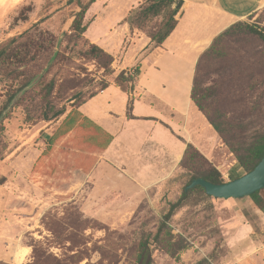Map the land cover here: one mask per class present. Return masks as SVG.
Segmentation results:
<instances>
[{"label": "rangeland", "instance_id": "374dc122", "mask_svg": "<svg viewBox=\"0 0 264 264\" xmlns=\"http://www.w3.org/2000/svg\"><path fill=\"white\" fill-rule=\"evenodd\" d=\"M68 1L0 6V264H137L141 242L156 233L169 203L181 197L191 168L198 170L200 163L190 162L187 169L182 159L157 184L126 182L125 193L110 194L108 169L100 164L102 141L88 144L89 130L75 128L50 145L65 118L59 113L101 93L122 72L115 65L117 56L114 72L89 59V37L95 29L82 39L75 37L72 24L80 8ZM97 2L85 23L91 27L100 17L98 23L114 33L142 0ZM105 6L111 8L106 11ZM164 21L161 13L146 26L153 30ZM237 22L242 25L221 42L219 53L202 62L198 85L211 116L222 114L235 124L237 118L247 124L253 99L264 109V92L254 94L250 88L264 72V39L244 25L264 34V6ZM130 44L125 39L118 57ZM171 76L174 71L164 73L167 81ZM195 110L203 115L194 105ZM209 128L197 139L203 152L195 147L225 182L243 176L246 172L234 154ZM139 172L134 169L135 175ZM169 226L174 241L186 248L173 258L152 243L153 264H264V213L250 197L217 199L199 189Z\"/></svg>", "mask_w": 264, "mask_h": 264}, {"label": "crops", "instance_id": "0c3cea01", "mask_svg": "<svg viewBox=\"0 0 264 264\" xmlns=\"http://www.w3.org/2000/svg\"><path fill=\"white\" fill-rule=\"evenodd\" d=\"M140 5L128 10L121 30L111 33L98 23V17L87 31L89 35L94 28L90 42L117 56L119 71L140 67L131 93L113 82L80 107L113 136L112 143L99 154L101 167L108 169L110 194L125 193L126 182L159 183L183 159L188 144L202 151L198 136L211 130L206 118L194 111L191 99L198 59L219 34L262 9L264 0H183L178 25L160 47L127 22L131 11ZM127 38L132 44L118 57ZM168 71H174L175 76L167 81L164 73ZM136 168L140 169L138 175L134 174Z\"/></svg>", "mask_w": 264, "mask_h": 264}, {"label": "trees", "instance_id": "16d2710c", "mask_svg": "<svg viewBox=\"0 0 264 264\" xmlns=\"http://www.w3.org/2000/svg\"><path fill=\"white\" fill-rule=\"evenodd\" d=\"M140 1V0H139ZM96 2V0H89L86 4L82 0H69L68 4L76 3L80 8L75 14V18L72 24V32L77 39L84 38V35L89 29V25L85 23L86 13L90 7ZM183 2L177 3L176 0H142L139 7L131 11L127 22L132 30L137 29L144 32L152 41L156 47H160L170 37L178 25L176 16L181 9ZM161 13L165 14V21L153 30H149L146 23L154 17H157ZM254 15V14H253ZM252 15V16H253ZM251 17V16H250ZM241 22L234 23L221 34H219L212 42V44L202 53L198 59L196 65V72L192 86L191 99L195 106L202 114L208 118V122L215 131L219 134L224 144L230 149L231 153L234 154L236 160L240 166L245 170L246 173L251 172L259 164L264 157V109L259 103L258 99L251 101V106L248 108L249 123H244L242 119H238V123L231 122L230 119L226 118L225 115L220 114L217 117L211 116L204 108L202 104V91L198 85V74L201 64L204 59L219 53L221 42L231 36L233 29ZM250 33L258 34L264 39V34L256 29L253 25H244ZM87 55L89 59L97 60L99 65L105 69V72H114L112 65L114 57L105 51L103 48L96 44L89 43ZM2 57V56H1ZM140 75V69L135 68L133 71L123 70L114 80L118 86L125 92H132L134 90V82ZM129 85V86H128ZM109 84L103 87V90L108 88ZM252 92L255 94L257 91L264 92V72L260 74V77L256 78L255 81L250 85ZM95 95H92L93 97ZM15 96H13L14 98ZM90 97V98H91ZM86 101L75 104L67 112L62 110L59 115H65L62 123L53 134L50 145L56 143L62 137L68 135L75 128H82L89 130L91 134L87 136V143L90 145L99 144L102 150L108 148L113 141V136L106 132L101 126L85 116L81 111L80 107ZM252 129H249V128ZM199 162L200 167L198 170L191 171V178L187 185H185L181 197L176 201L169 203L168 212L161 219L160 224L156 233L153 237L144 238L140 244V252L138 255L137 264H153L151 244L156 243L162 249L166 250L167 253L173 257L178 258L180 252L186 247L181 241H174V236L170 229V221L177 214V212L184 206L185 201L190 195L197 190L201 189L205 194V190L201 186H197L189 191H186V187L197 178H203L215 184H223L225 180L222 178L221 173L213 167L206 157L200 153V151L192 144H188L183 157L184 167L190 169L189 163ZM207 167V168H206ZM245 173V174H246ZM262 192L253 194L250 198L254 201L255 205L264 213V196Z\"/></svg>", "mask_w": 264, "mask_h": 264}, {"label": "water", "instance_id": "95a60500", "mask_svg": "<svg viewBox=\"0 0 264 264\" xmlns=\"http://www.w3.org/2000/svg\"><path fill=\"white\" fill-rule=\"evenodd\" d=\"M42 75L38 76L28 88L32 87ZM26 90L21 91L13 100H17ZM197 186H201L208 196H212L217 199H242L245 197H251L257 192L264 190V157L259 164L249 173L234 179L232 181L225 182L223 184H215L207 181L203 178H197L186 187V191H189Z\"/></svg>", "mask_w": 264, "mask_h": 264}, {"label": "bare ground", "instance_id": "6f19581e", "mask_svg": "<svg viewBox=\"0 0 264 264\" xmlns=\"http://www.w3.org/2000/svg\"><path fill=\"white\" fill-rule=\"evenodd\" d=\"M24 1L25 0H0V6L4 9L14 8V7H17L18 5L22 4Z\"/></svg>", "mask_w": 264, "mask_h": 264}, {"label": "flooded vegetation", "instance_id": "af4514ba", "mask_svg": "<svg viewBox=\"0 0 264 264\" xmlns=\"http://www.w3.org/2000/svg\"><path fill=\"white\" fill-rule=\"evenodd\" d=\"M0 56H1V53H0Z\"/></svg>", "mask_w": 264, "mask_h": 264}]
</instances>
